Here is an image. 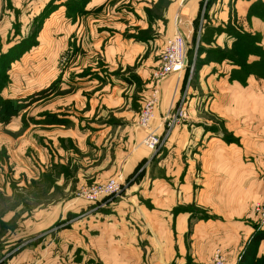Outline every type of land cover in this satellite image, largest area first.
Here are the masks:
<instances>
[{
	"label": "crops",
	"instance_id": "obj_1",
	"mask_svg": "<svg viewBox=\"0 0 264 264\" xmlns=\"http://www.w3.org/2000/svg\"><path fill=\"white\" fill-rule=\"evenodd\" d=\"M96 1L87 2V15L113 0ZM118 10L121 24L54 25L64 35L47 50L52 77L38 89L41 103L51 93L53 118L37 124L36 177L51 182L48 191L71 194L28 214L10 235L8 246L22 240L15 264H212L216 249L239 264L254 241L251 264H264L254 211L264 202V0H179L159 20L144 8ZM176 32L189 67L160 84L147 129L138 106L162 56L151 49ZM185 94L187 121L153 151L146 140L163 133ZM112 178L124 191L104 206L72 196Z\"/></svg>",
	"mask_w": 264,
	"mask_h": 264
},
{
	"label": "rangeland",
	"instance_id": "obj_2",
	"mask_svg": "<svg viewBox=\"0 0 264 264\" xmlns=\"http://www.w3.org/2000/svg\"><path fill=\"white\" fill-rule=\"evenodd\" d=\"M90 1L3 0L5 4L3 8L9 11L10 17H3V12H0V264H15L17 249L20 250L19 242L22 240L16 239L12 246H8V242L10 243L11 234L16 235L24 228L22 223L28 214L35 216L36 210L54 206L67 194H71L61 190L48 191L51 182L48 183L42 178L41 181H38L36 177L39 137L37 124L50 123V119L53 118L52 111L46 108L52 102L51 93L47 94L46 92L45 97H49L45 99L44 103H41L38 102L41 99L38 96V89L44 84L47 85L52 77V68L49 66L52 64L51 60L48 61L49 64L45 63L47 57L52 59V54L47 53V50L51 49L49 47L52 46L53 41L59 44V40L62 41L64 35V32L59 33L54 25L58 23L63 27V24L67 25L65 22L73 23L74 19L90 25L121 24L124 19L116 16L118 8L121 7H126L131 11L134 8H144L151 19L159 20L171 6L175 7L179 2V0H113L102 4L105 12L101 11L103 8L100 7V11H92L87 15L84 8ZM96 2L99 3L100 0ZM113 10L115 12L111 13ZM108 13L111 14L108 15ZM44 29L45 33L43 34ZM142 31L137 27L135 36L142 37L144 33ZM149 31L150 29L146 33ZM163 32V36H165L167 31ZM170 37L164 40L162 46L157 49L153 47L151 51L155 53L161 51L160 55H162L163 46ZM68 56L67 52L61 55L60 64L62 67L67 65ZM161 98L160 92V104ZM178 104L179 102L165 116V128L162 136L167 130V118L176 108L178 109ZM142 107L143 105L140 108L138 106L139 116ZM179 125L177 124L170 131L162 146L152 150H163L174 129ZM57 187L61 188V186ZM89 187L72 193V196L86 201L80 198L79 194ZM123 191L124 188L117 197L122 195ZM54 201L57 203L55 204ZM247 249L248 247H246ZM12 252H14L13 255H11ZM50 264H66V262L59 260Z\"/></svg>",
	"mask_w": 264,
	"mask_h": 264
},
{
	"label": "built area",
	"instance_id": "obj_3",
	"mask_svg": "<svg viewBox=\"0 0 264 264\" xmlns=\"http://www.w3.org/2000/svg\"><path fill=\"white\" fill-rule=\"evenodd\" d=\"M191 66V65H190ZM189 67V60L186 53V40L180 32L173 34L166 42L162 56L161 67L154 73V86L149 91L148 95L143 100V107L139 116V123L142 127L151 129V123L155 118L156 109L160 104V84L170 75L179 72ZM192 67V66H191ZM192 68L189 77V83L192 80ZM179 107L167 118V130L162 136L151 134L146 140V144L153 150H156L163 145L170 131L181 122L187 121L189 113L186 107L187 94L179 99ZM123 183L112 178L106 182L93 185L84 189L79 197L86 201L104 206L112 199L117 197L123 190ZM255 213L259 216L260 223L258 230L264 231V202H259L254 206ZM242 257H240V260ZM212 264H227V258L221 249H216L213 255Z\"/></svg>",
	"mask_w": 264,
	"mask_h": 264
},
{
	"label": "trees",
	"instance_id": "obj_4",
	"mask_svg": "<svg viewBox=\"0 0 264 264\" xmlns=\"http://www.w3.org/2000/svg\"><path fill=\"white\" fill-rule=\"evenodd\" d=\"M1 66V63H0ZM51 120V119H50ZM264 232V231H263ZM260 236V235H259ZM262 236V235H261ZM261 238V237H258ZM255 241L251 243V245L248 247V249L246 250V252L244 253V255L242 256V259L240 261L239 264H251V253L254 251V248L256 247ZM246 260V261H245ZM249 262V263H248ZM253 264H257L256 261L255 263L253 262Z\"/></svg>",
	"mask_w": 264,
	"mask_h": 264
}]
</instances>
